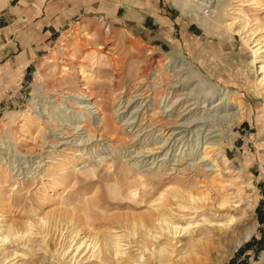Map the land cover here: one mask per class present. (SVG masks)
I'll use <instances>...</instances> for the list:
<instances>
[{
	"label": "bare ground",
	"instance_id": "6f19581e",
	"mask_svg": "<svg viewBox=\"0 0 264 264\" xmlns=\"http://www.w3.org/2000/svg\"><path fill=\"white\" fill-rule=\"evenodd\" d=\"M9 1L0 0V10ZM119 1L99 0L96 4L97 8L103 11L101 24H105L106 30L101 29L103 25L94 31L82 26L80 31H73L74 35L68 34L61 41L63 46H60L63 50L61 54L64 59L59 63L56 57H52L53 59L49 61L53 62V65L51 64L53 68L45 74L38 71L41 89L38 90V87L34 89L31 103L35 113H23L21 120L17 122V115L7 112L3 134L17 143L28 133L38 140L40 149H51L47 153L48 158H51L49 161L51 165L45 168V175L48 178L60 175V183L65 184V189L74 191V200L71 206L68 205L69 208L71 207L70 220L75 223V228L70 234L72 240L79 235L78 228L82 224L95 229L96 220L100 218H112L120 224L119 229L110 227L108 234L102 238H98V233H91L86 239L76 241L70 252L72 244L69 243L63 248L62 253L65 255L74 252L71 260L81 255V260L92 258L99 264H131L144 257V250H150L152 256L158 253L160 261L165 262V258L166 261L170 260V256L175 252L176 243H181L182 259H185L188 253L198 256L199 251L196 248L204 245L205 242L208 243L214 230L220 234V231L229 232L239 226L235 224L237 219L235 214H229L228 211L221 212L222 214L217 212L234 204L238 206L237 202L242 201L243 196L254 188L253 181L245 178L241 169L236 170L233 167V163L221 147L222 140L215 139L222 131L216 127L219 122L227 123L230 128L240 127L247 111L249 112V107L242 96L235 98L229 87L226 90L219 88V92L215 91L201 77L197 64L185 58L177 62L173 54L156 59L153 50L145 49L141 43L127 39V32L113 30L118 19L117 7L120 8L122 5ZM173 1L182 11V15L189 16L190 20L195 21L207 37L225 41L227 37L233 38L234 34H238L243 35L242 38L248 45L249 41L255 43L252 49L258 55L255 56L254 62L260 63L258 68L261 69L260 74H263L258 83L264 84V54H262L264 39L263 36L258 37L259 27H248L246 22L249 19L246 20L247 14L243 7L234 8L232 5L229 8L231 0ZM238 1L240 5L248 4V0ZM252 3L262 5V0H252ZM52 7L54 6H49L48 12ZM242 16L245 17L244 20L239 21ZM185 40L193 41L190 38ZM111 41H116V44L109 45ZM190 44L188 43L189 49L192 47ZM119 47L125 52L124 54L143 60L142 63L137 64L134 74L126 72L125 56H120ZM201 48L204 50L203 47ZM177 49L179 50L177 53L184 54L182 45H178ZM27 53L28 51L25 57L28 58ZM23 62L17 63L18 69L22 64L24 65ZM58 67H60L59 71H56ZM196 80L198 83L193 84ZM62 96L66 97V101ZM215 97L218 98L214 100ZM39 101L42 104L38 107ZM48 103H52L53 106ZM64 103L77 108L74 116L65 115L64 120L71 117L76 118V122L63 123L64 120L60 117L61 111L56 108H61ZM200 104H204L203 107L199 106L200 110L209 107L207 111H217L222 114L210 112L207 116L203 114L198 117L194 110H197V105ZM218 106L220 108H217ZM126 111L132 113L130 117L127 115L122 117L121 114ZM141 115L142 121L137 123ZM59 126H63L61 136L56 133ZM118 127L122 128L130 139L135 138L146 127H152V130L147 132L146 141L149 140L150 135L160 132L155 144L163 148L162 152L166 149L160 160H165L173 147H180L182 143L185 145L188 134L196 131L197 143L199 144L202 139L204 146L195 159L199 161L193 164L196 174L189 179L185 175H175L173 182L165 184L164 188H158L157 185L163 183V174L161 172L154 175L144 174L138 168V159L133 163L131 160H126L123 165L120 163L122 165L120 166L114 160L117 156L111 159L101 156L99 151L101 141L105 138L113 141ZM135 127H138V130L136 128L138 134L134 132ZM128 128H131V132ZM81 130H84V135ZM201 130L208 132L205 136L204 132L200 136ZM217 131L219 132L217 135H212ZM67 136H77L74 143L73 139L63 143L74 144L75 148L71 150V157L66 155L64 160H58L60 154L57 153V147ZM2 137L3 135H0V141H3ZM203 138L206 140L204 141ZM109 145L113 146V143ZM144 150L139 149L136 153L142 154ZM132 154L133 152L128 156ZM189 154H194V148ZM96 181L106 185V193L110 198L119 197L145 204L147 209L137 214L138 216L133 213L130 221L131 216H108L102 198V185L97 184ZM213 208L217 211L213 212ZM55 211L46 212L44 215L35 213L38 215L37 221L28 218L23 223L13 220L8 224L0 225V264H29L40 251L48 260L53 257L49 252L46 224L49 217L55 215ZM216 215L223 218L214 219ZM36 223L40 224V228L35 229ZM255 229L254 225L239 232L240 234L227 248L228 255L233 254L240 245L251 238ZM35 237H39L37 245L33 244ZM13 241L22 243L23 250L11 249L10 245ZM135 246L140 250L136 254L133 249ZM40 261V264H44V259ZM58 261L57 264L63 262Z\"/></svg>",
	"mask_w": 264,
	"mask_h": 264
},
{
	"label": "rangeland",
	"instance_id": "374dc122",
	"mask_svg": "<svg viewBox=\"0 0 264 264\" xmlns=\"http://www.w3.org/2000/svg\"><path fill=\"white\" fill-rule=\"evenodd\" d=\"M98 1L10 0L0 10V135H3V141H0V225L8 224L13 220H16L17 223H23L28 218L37 221L38 215L35 213L44 215L46 212L56 210L55 215L52 214L46 224L49 252L53 257L48 260V258H44V253L40 251L34 256V261L29 264H40V260L43 259L44 264H49L50 262L57 264L58 259L60 263L61 260L63 261L61 264H99L92 258L81 260V255L71 260L74 252L70 254L69 252L73 249L75 243L86 239L91 233H98V238H102L108 234L110 227L119 229L120 224L112 218H100L96 220L95 229L97 230L90 229L88 226L82 224L78 228L79 235L72 240L70 234L75 228V223L70 220L71 207L69 208V206H71L74 200V191L73 189H65V184L60 183V175H54V177L49 178L45 175V168L51 165L49 162L51 158H48L47 154L48 150L51 149H40L38 140L28 133L25 134L26 136L23 139H19L20 141H17V143L11 138H6V135L3 134L7 112L15 113L17 115V122L21 120L23 113H35L33 112L34 109L31 103L33 101L32 93L34 89H37V87L38 90L41 89L39 87L41 81L37 76L38 71H42L45 74L53 68L51 66L53 62H50L49 59L56 57V61L59 63L64 59L61 54L63 52L61 41L68 34L74 35L75 32L73 31H80V27L82 26L88 28L90 31H94L100 25H103L101 29L106 30L105 24H101L103 11L99 8L93 9V7H97ZM120 1L122 2V7H117L118 19L115 22L113 30L116 32H127V39L141 43L145 49L153 50L156 59L172 54L177 62H181L184 58L188 59L195 63V65L197 64L196 67L201 72V77L215 91L219 88L226 90L229 87L230 92L235 95V98L242 96L246 100L249 112L247 111V115L240 127L235 126L230 128L227 126V123L219 122L216 127H219L222 131L219 134L220 136H216L215 139L222 140H220L221 147L225 150L230 162L233 163V167L236 170L241 169L243 176L251 179L254 185V188L243 196L242 201L237 202L238 206L234 204L217 212L219 214L228 211L229 214H235L237 217L235 224L239 226L229 232L225 230L220 231L221 235L217 234L218 231L214 230L211 240L208 241L209 244L205 242L206 245H200L196 248L199 251L198 256L188 253L186 258L182 259L181 243H176L174 247L175 252L170 256V260L166 261L165 258V262H162L158 253L152 256L150 250H144L145 258L142 257L140 261L132 262L131 264H176L177 261V264L180 261V264H264V84L259 85L258 83L259 78L263 74H260L261 69L258 68L260 63L254 62L256 60L255 56L258 55L252 49L255 43L249 41L248 45L242 38L243 35L238 34H234L233 38L227 37L225 41L214 37H207L204 30L195 21L190 20L189 16L182 15V11L175 5L173 0ZM237 1L231 0L229 8L232 5L234 8L243 7L247 14L246 20L249 19L246 22L249 25L248 27H259L258 37L263 36L264 39V0H262V5L253 4L252 0H248L247 5H240V1ZM88 2H90L89 7L92 9L88 7ZM91 2H94V4H91ZM51 5L55 8L52 7L50 10L51 14L48 13V16L55 19L61 17V22L56 23V25L59 24L57 31L51 36L46 37L47 33L45 34V31H50L52 29L51 25L46 26L44 32H41L37 22L40 24L42 18L45 16V14L42 17L39 15L41 10H46ZM91 5L95 6L92 7ZM227 11L229 12L230 10L228 9ZM244 18L242 16L238 20L243 21ZM186 38H190L193 41L187 42ZM116 41L109 42V45L114 46ZM188 43H191L192 47L190 49L188 48ZM178 45H182L183 55L177 53L179 51L177 49ZM26 51H28V58L25 57ZM118 51L121 52V57L125 56L124 68L126 72L134 74L138 67L137 64L142 63L141 61L143 60L124 54L125 52L120 47ZM21 60L24 61V65L22 64L23 66L21 65L22 67L20 66V69H18V64L22 62ZM59 68L56 71H59ZM197 83L198 80L193 82V84ZM192 87L193 85L190 86V88ZM48 94L51 95L50 93ZM65 96H67V93ZM62 98L66 101V97L62 96ZM217 98L213 99L216 100ZM41 104L42 102L39 101L38 107ZM48 105L53 106L52 103H48ZM203 105H197V110H194L195 115L198 117L203 114L207 116L211 112V110L207 111L209 107H204L200 110L199 108L203 107ZM68 107L70 105L64 103L61 105V108H56V110L61 111L60 117L63 120L66 117L65 115L74 116L77 109L76 107ZM217 108H220V106ZM130 111L123 112L121 114L122 117H124L123 115L130 117L132 114ZM211 114L222 113L212 111ZM141 121L142 115L139 116L137 123ZM71 122H76V118L72 119L69 117L66 121H63V123L68 124ZM121 122H119V125ZM73 126L74 124L71 125V127ZM62 127L59 126L56 131L59 136L62 135ZM136 128L138 130V127H135L134 132L138 134L139 132H136ZM117 130L113 141H108L106 138L101 141L99 150L101 156L109 157L108 159L117 156L116 158L114 157V160H116V164L118 165L120 163L123 165L126 160H131L133 163L138 159V168L144 174H163L164 180L161 183L162 186L158 184V188H164V185L173 182L176 176L185 175L189 179L192 175L196 174L193 164L199 161V159H195L204 147L202 139H200L199 144L197 143L196 131L188 134L186 137L188 140L185 145L182 143L180 147H173V150H169L167 158L160 160L166 151L165 149L162 152L163 148H159L158 144H155V141H158L156 137H159L160 132L150 135L149 140L146 141L147 132L151 131L152 127H146L144 131L136 136L137 138L134 136L136 139H130L129 135L124 133L122 128L118 127ZM128 131L131 132V128H128ZM81 132L83 133L84 130H81ZM203 132L204 130L200 131V136H202ZM207 132L208 130L203 135L205 136ZM218 133L217 131L212 135H217ZM76 138L77 136H67V138L62 139V144H59L57 147V153L60 154L58 160H64L66 155L72 156L71 150L75 148L74 144L63 143L71 139H73L74 143ZM204 139L206 140V138ZM110 143H113V146H110ZM192 148H194V154H191V156L189 153L192 151ZM139 149H145L144 153L137 154L136 151ZM132 152L133 154L128 156ZM39 161H41V165ZM182 170L186 171L185 174ZM177 173L180 174L178 175ZM96 182L102 185V198L108 216H131L129 217L130 221L132 220L133 213H135V216H138L139 213L147 209L145 204L135 203L119 197L115 199L110 198L106 193V185L99 181ZM212 211L217 210L213 208ZM217 215L214 216V219L223 218V216ZM38 224H35V229L40 228V224L39 226ZM254 225L256 229L251 238L240 245L233 254L228 255L227 248L230 247L233 239L242 230ZM38 238H33V244L37 245L39 243ZM69 243L72 244V247L64 255L62 250ZM207 244L212 247H209ZM10 246L11 249H18L19 251H22L24 248L23 244L17 241H13ZM133 249L134 254L140 251L138 250V246H135ZM87 250L88 248L85 252ZM192 255L193 259L191 258Z\"/></svg>",
	"mask_w": 264,
	"mask_h": 264
},
{
	"label": "crops",
	"instance_id": "0c3cea01",
	"mask_svg": "<svg viewBox=\"0 0 264 264\" xmlns=\"http://www.w3.org/2000/svg\"><path fill=\"white\" fill-rule=\"evenodd\" d=\"M83 1V0H82ZM87 1H89V0H87ZM122 3V2H121ZM91 4H94V2H91ZM90 6V2H88V7ZM121 7H122V5H121ZM90 8V7H89ZM90 9H92V8H90ZM93 9H98L97 7L95 8V7H93ZM48 13L49 14H51L50 12H48V9H46V10H41V13L39 14V15H41V17H42V15H44L45 14V16L42 18V20H41V22H40V24H38L39 22H37V25L40 27V29H41V32H44V29H45V27L46 26H50L51 25V30L50 31H45V34H46V37H49V36H51L53 33H55L56 31H57V27H58V25H56V23H60L61 22V17L60 18H50L49 16H48ZM48 16V17H47Z\"/></svg>",
	"mask_w": 264,
	"mask_h": 264
}]
</instances>
